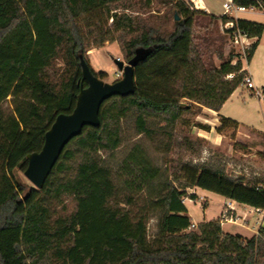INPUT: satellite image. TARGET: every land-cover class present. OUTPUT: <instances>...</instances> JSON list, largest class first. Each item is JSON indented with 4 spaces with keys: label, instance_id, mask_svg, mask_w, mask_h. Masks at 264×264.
Returning a JSON list of instances; mask_svg holds the SVG:
<instances>
[{
    "label": "trees",
    "instance_id": "1",
    "mask_svg": "<svg viewBox=\"0 0 264 264\" xmlns=\"http://www.w3.org/2000/svg\"><path fill=\"white\" fill-rule=\"evenodd\" d=\"M171 1L173 27L162 32L126 13L137 0H0V264H264V229L246 239L225 233L216 220L189 231L183 202L187 190L198 188L264 211L258 185L227 176L219 164H186L169 178L139 146L112 165L124 143L122 121L134 118L137 136L161 138L158 147L167 152L177 122L191 112L183 100L220 112L247 75L240 73L239 56L220 55L219 67L206 61L195 42L196 19L204 12ZM233 3L264 11V0ZM235 22L256 39L249 64L264 24ZM233 32L227 31L231 41ZM117 42L128 62L136 50H150L135 69V92L102 105L100 126L85 127L66 146L41 190L22 183L14 172L26 170L27 156L42 150L56 118L71 114L87 87L81 59L88 63L91 50ZM228 127L238 124L223 118L217 132ZM65 198L75 202L73 212L54 218V206Z\"/></svg>",
    "mask_w": 264,
    "mask_h": 264
},
{
    "label": "rangeland",
    "instance_id": "2",
    "mask_svg": "<svg viewBox=\"0 0 264 264\" xmlns=\"http://www.w3.org/2000/svg\"><path fill=\"white\" fill-rule=\"evenodd\" d=\"M177 1V0H175ZM188 5H190L191 10H197L204 12V15L198 16L196 21V44L198 49L202 53L206 61L213 62L217 67L220 66L222 59L228 60L230 56L241 57L245 53V45L241 42L235 43L230 40L229 35L225 30L224 24L220 20H211L209 14L201 8V4L197 0H184ZM223 0H215L217 7L213 10L214 14H219L221 12L220 5ZM221 2V3H220ZM173 4L171 0H137L134 9L131 12L126 11L127 14H132L135 18H141L150 26H154L162 32H169L173 27ZM120 13L123 11L119 10ZM217 17H221L217 16ZM238 19L252 21L256 23L264 24V11L256 10L255 12L239 13L237 14ZM120 59L125 64L128 61L122 54L120 44L117 43H107L101 49H94L88 53V64L95 72H106L108 78L104 80L106 83H114L123 78V73L117 69L115 60ZM236 60H234V63ZM243 66L247 68V64L243 62ZM57 68L63 69L64 64L61 61L57 62ZM264 83V72L261 74ZM256 88L261 89L259 86ZM249 90L245 86L238 88L236 95L233 97L232 101L227 106V110H231L234 115L241 114L246 117L249 121L251 128L264 133V109H261L258 104L259 100L253 95V99L257 103H253L251 106L243 107V100L250 98L248 96ZM249 100V99H248ZM182 103L185 106H191V112L184 113L182 118L177 122L173 130V142L170 149L161 150L158 146L161 138L152 139L146 136H137L135 130L134 118L129 117L127 120L122 121L121 130L123 134V146L115 152L112 165L115 167L118 165L130 152L133 150L134 146H139L142 148L147 157L151 160L155 167L161 168V170L170 177L176 172V168H181L186 164L200 165V164H219L226 169V159L230 163V168L228 172L232 177H239L241 174L248 176L251 182L254 179L259 178L264 180V171L259 168H264V150L257 153V145L264 147V140H256L252 143H245L244 140L239 139L237 141L236 132H241L242 134H247L244 130H239L238 128L228 127L223 130L220 134L223 137L224 149L223 153L220 149H212L208 141H204L197 137L198 130L204 126L205 121L209 119V116L202 113L203 109L199 110L194 107L190 101L183 100ZM257 104V105H256ZM264 105V104H260ZM9 107V104H6ZM158 124V122H154ZM162 124L161 127H164ZM196 128V129H195ZM250 135L254 134L249 132ZM162 140V139H161ZM237 142V143H235ZM244 150H239L240 148ZM253 148L250 151L249 148ZM234 149L235 153L231 157L226 158V150ZM241 151H246L249 153H254V164L250 161V166L243 162L244 158L239 155ZM107 154L101 153L102 157H106ZM259 165L261 167H259ZM241 166L247 167L242 168ZM23 170H16L14 172L15 178L22 181L29 186H33L24 176ZM256 176V177H255ZM259 176V177H258ZM124 179L127 180L129 177L125 174ZM193 189L187 190V194L191 193ZM204 197H207V202L201 201L199 198L202 196H195L196 200H185V203L189 207V211L194 218V222L197 226L204 221H216L220 220L221 225L223 222V215L226 212V207L223 209V215L217 217L222 209L223 199L221 196L214 193L207 192L201 193ZM209 208L206 218H204V209ZM75 208V202L71 198H65L61 205L54 206V218L64 217L73 212ZM257 220L253 217L250 218L249 228H256ZM208 223V222H206ZM236 224V223H235ZM156 220L150 221L148 225L149 236H152L155 232ZM197 230V228L195 229ZM224 231V229H223ZM248 239V238H247Z\"/></svg>",
    "mask_w": 264,
    "mask_h": 264
},
{
    "label": "water",
    "instance_id": "3",
    "mask_svg": "<svg viewBox=\"0 0 264 264\" xmlns=\"http://www.w3.org/2000/svg\"><path fill=\"white\" fill-rule=\"evenodd\" d=\"M149 56L150 50L141 48L136 50L134 58L127 64L116 59L115 64L123 73V78L112 84L95 77L86 60L81 59L83 80L87 87L81 89L74 111L69 115H59L45 135L42 150L27 156L24 176L36 189L43 188L66 146L80 136L85 127L100 126V110L107 100L115 96L127 97L135 92V69Z\"/></svg>",
    "mask_w": 264,
    "mask_h": 264
},
{
    "label": "crops",
    "instance_id": "4",
    "mask_svg": "<svg viewBox=\"0 0 264 264\" xmlns=\"http://www.w3.org/2000/svg\"><path fill=\"white\" fill-rule=\"evenodd\" d=\"M199 4H201V8L204 9V11H206V13H208L209 15H214V16H220L223 11H222V4L224 2V0L222 1L221 5H220V9L221 12L219 14H214L213 10L217 7V4L214 2L215 0H197ZM238 18V17H237ZM264 72V33L261 37V39L259 40L258 43V47L252 57L251 62L247 65V75L252 79L255 87L259 86L260 88H264V83H263V79H262V73ZM243 88H245L244 85H242ZM249 90V89H248ZM238 89L232 94V96L230 97V99L223 105V107L221 108L220 112H215L206 108H203V112L204 114L209 116V119H207L205 121L204 126H202V128H200L198 130V133L196 134L197 137H199L200 139H203L204 141H208L209 145L212 149H222L221 152L223 153V149H224V140L223 137L217 132V130L221 127L222 125V119L223 118H227L229 120H232L234 122H236L238 124V129L239 130H244L247 132V134H242L241 132H236L235 134L237 135V141L239 139H242L245 141V143H252L256 140L262 139V137H264V133L259 132L253 128H251L249 121L246 119V117L242 116L241 114H237L234 115L231 110H227V106L230 103V101H232L233 97L236 95ZM248 96H250V98L248 99H244L243 100V107H247V106H251L254 102H256V100L253 99V93L251 90H249V94ZM260 104H264L262 102L259 101ZM258 104V106L261 109H264V105H260ZM257 105V104H256ZM253 106V105H252ZM196 129V128H195ZM249 132H253L254 134L250 135ZM262 136V137H261ZM264 140V138H263ZM237 143V142H235ZM257 153L260 151L264 150L263 146L257 145ZM239 150H244V148H240ZM250 151H253V148H249ZM235 153L234 149L226 150V153L224 154L226 158H229L232 156V154ZM240 156H242L244 158L243 162L247 163V165L250 166V161H252V165L254 164V157H256V155H254V153H249L246 151H241L239 153ZM226 174L227 176L231 177V178H243L245 180L246 184L249 185H260V184H264V180H260L259 178L254 179L253 181L255 182H251L250 178H248V176L241 174V176L239 177H232L228 170L233 168H230V163H228V160L226 159ZM262 166H264L262 164ZM242 168H247L244 166H241ZM259 167H261L259 165ZM262 171H264V168H259ZM256 177V176H255ZM259 177V176H258ZM195 196H202L204 197V195H202L201 193H205V191L195 188L193 189ZM211 195V193H210ZM205 198V202H207L209 204V202L207 201V197ZM223 199V204H222V209L220 214L217 216L219 217L220 215H223V209L225 208L226 205L232 203L234 204V208H235V213L233 214V216L235 218H238L236 224L235 223H230V222H224L222 224V228L224 229L225 233L231 234V235H240L243 238H248L251 239L254 236H257L259 233V229L262 228L264 229V211H261L259 209H255L249 206H245V205H240L238 203L229 201L227 199ZM185 207L187 208V216L190 218V221L194 222V218L192 216V214L189 211V207L186 203H184ZM210 206V204H209ZM208 207L207 209L203 208L204 211V218H206L207 216V212L209 211ZM231 214H228V217H230ZM253 217L257 220L256 222V228H249V221L250 218ZM209 221H204L203 223H206ZM192 223V222H191Z\"/></svg>",
    "mask_w": 264,
    "mask_h": 264
},
{
    "label": "built area",
    "instance_id": "5",
    "mask_svg": "<svg viewBox=\"0 0 264 264\" xmlns=\"http://www.w3.org/2000/svg\"><path fill=\"white\" fill-rule=\"evenodd\" d=\"M256 10H257L256 8L247 9L245 7L236 6V5H234L233 0H224V2L222 4L223 13L221 14V17L222 16H228V17L234 19V21H229V22L224 24L225 30H226V32L230 31V30H234V32H233L234 40L233 41L235 43L241 42L245 45V47H244L245 53H244V56H241V61H242V63L245 62L246 64H247V51L256 42V39L248 38L244 34H242L240 32V30L237 28L235 21L238 20V18L236 17L237 14L255 12ZM242 72L247 73V68L243 66L240 73H242ZM231 77L232 76H228V78H231ZM243 85L246 86L247 89L251 90L253 95L260 102L264 103V88H261V89L256 88L252 79L248 75H246ZM258 189H264V185L263 184L258 185ZM192 195H195V193H193V192L189 193L188 197L185 198L183 202L185 203V200H191L190 196H192ZM199 199L201 201H204L203 197H200ZM235 212L236 211L234 208V204H232V203L228 204L226 207V212L223 215V222L236 223L238 218H235L233 216V214ZM228 214H231V216L228 217ZM196 228H197V225L192 223L190 228H189V231L195 230Z\"/></svg>",
    "mask_w": 264,
    "mask_h": 264
}]
</instances>
